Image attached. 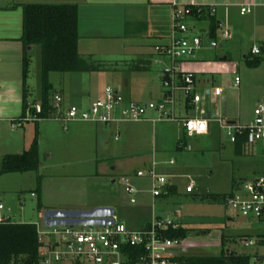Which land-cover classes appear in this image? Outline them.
<instances>
[{"label":"rangeland","instance_id":"rangeland-1","mask_svg":"<svg viewBox=\"0 0 264 264\" xmlns=\"http://www.w3.org/2000/svg\"><path fill=\"white\" fill-rule=\"evenodd\" d=\"M238 11L239 8L233 11L232 20L235 16L238 19ZM230 26L232 27L228 23L227 28L232 30ZM223 29L224 25L216 28L214 38L216 46H210L209 39L203 38L204 46L196 51L195 57L200 56L202 61L206 62L204 72L208 73L198 71L197 76H204L208 86L222 87V96L227 101L230 115L236 114L238 123L248 124L253 117L259 83L256 80L247 79L244 86L241 84L240 87H232L229 82L233 80L236 73L245 74L246 59L242 51H247L250 42L245 33H242L240 39L233 34L229 39H222ZM196 32H199L197 25ZM128 48L126 50H129ZM29 53L31 63L27 83L32 90L30 98H34L41 88L40 46L35 45ZM121 55L119 53L97 55L99 59L93 58L91 64H97L98 70L53 71L48 74V81L52 84L54 91H66L64 86L69 91L78 90L82 93L81 105H89L102 96L97 91L104 90L108 85L113 86L111 70L108 68L115 65L121 68ZM247 58L252 57L248 55ZM158 67L161 69L163 65ZM260 69L264 71V63ZM152 70V73L156 74L154 65ZM153 82L149 80L151 85ZM141 96L147 101L157 100L145 89L142 90ZM177 96L180 98L176 103L178 115V111L184 110L182 100L184 95L179 92ZM72 102L76 104L80 101L72 99ZM218 105L219 103L216 102L215 107ZM192 110L189 109L188 112H193ZM148 114L152 116L154 112L150 111ZM223 118L227 120L225 115ZM168 122L170 123L165 129L160 128L163 123ZM168 122H155L153 128L144 130L140 136L134 134L133 139L136 140L138 136V140L131 139V144L127 141L125 144L123 133L120 140L115 141L116 127L103 125L106 130L105 137L110 145L106 147L102 145L101 148L94 146L92 140L96 124L90 122L65 124L53 119H44L38 123L27 122L17 128H12L9 121L5 125L0 124V166L5 154L19 153L24 150V146L27 149L35 138L39 154L37 170L0 175V200L6 208L11 209L12 218L16 223L42 224L39 213L48 207H58L61 204L90 206L95 203H112L118 220L134 229L140 228L149 221L152 213L170 216L188 229L187 237L181 246L175 249L177 254L181 256L218 255L221 252V235L224 234L227 237L228 249L253 255L251 264L256 261L257 256L263 258L262 264H264V245L255 241L259 235L264 234V221L255 218L248 220L226 205L223 198L212 200L205 197L206 194H228L240 181L250 179L255 174H264V144L256 142L257 144H245L238 148L226 136L225 130L214 121L209 122L206 134L182 136L181 144L184 145V149L176 150L177 140L173 133L177 129L181 130L182 123ZM68 124H79L85 129L66 130L65 126ZM124 125L129 123L118 124V127L121 129ZM24 127L30 129L25 134ZM121 145H126L123 154L135 155L132 158L128 155L121 157ZM153 150L167 158L172 157L174 164L163 169L164 172L157 166V171L166 177L168 174L174 186V192L165 202L152 200L150 193L140 195L137 193V202L130 203L120 179L124 175H134L137 168L146 170L143 163L144 156L150 157ZM116 158H126L122 161L125 165L121 167L120 164L116 170L112 171L111 167L117 163ZM112 179L115 180L114 183L111 182ZM131 181L136 187L147 188L151 185L147 177L135 178ZM188 185H192L191 192L186 191ZM31 192H34L35 196H31ZM202 231L205 233L201 235L189 234V232ZM244 239H252L254 242L246 245Z\"/></svg>","mask_w":264,"mask_h":264},{"label":"built area","instance_id":"built-area-1","mask_svg":"<svg viewBox=\"0 0 264 264\" xmlns=\"http://www.w3.org/2000/svg\"><path fill=\"white\" fill-rule=\"evenodd\" d=\"M192 7L200 12L203 7L209 9L210 15L215 14V6L188 3L173 4L170 16L171 30L167 42L155 46V51L167 59L160 71V81L164 88L163 97L157 101L140 102L126 101L124 96L111 86H106L100 98L89 105L80 106L66 103L59 92L51 95L52 113L42 116V106L39 101H28L22 114L10 120L12 128L23 126L24 123H38L44 119H53L62 123L90 122L106 125H118L150 121H180L185 133L191 135L206 134L209 121H216L226 136L235 143L237 135L245 138V144L264 141V101L259 102L252 112V120L248 124L231 123L222 115H214L211 119L196 115L179 117L176 114L177 93L182 92L184 103L197 106L200 95L193 90L194 74L184 71V60L195 58L196 51L202 47L203 37L199 33H191L195 28L191 18ZM252 5H240L241 15L250 13ZM219 27H222L219 25ZM207 33V32H206ZM207 36V35H206ZM231 36L227 26L221 32L222 39ZM210 46H216L215 39L208 38ZM251 54L260 55L264 45H252ZM240 78L234 76L231 81L237 87ZM208 97H220L223 88L213 86L204 89ZM188 101V102H187ZM154 115L149 116V112ZM119 134L115 135V139ZM173 163V160H170ZM158 164L154 161L146 170H137L135 177H147L151 181L150 193L153 198L163 194L167 186V177L157 171ZM121 182L129 196V202H136L139 189L132 184L131 176L124 175ZM187 192L192 191L188 185ZM35 196L34 192L30 193ZM226 205L237 211L241 216L264 221V174L251 179L242 180L234 190L225 196ZM44 211V210H43ZM43 211L39 213L42 224L32 223L36 227L39 242L38 260L36 264H179L176 260L181 255L175 252L183 240L171 239L165 232L176 224L170 216H160L153 213L151 219L140 228H129L123 221L118 220L115 212L108 224H73L47 225L43 221ZM16 223L11 215V209L5 207L0 200V224ZM246 245L253 244L252 239H245ZM10 264H17L12 261ZM253 264H262L257 260Z\"/></svg>","mask_w":264,"mask_h":264},{"label":"crops","instance_id":"crops-1","mask_svg":"<svg viewBox=\"0 0 264 264\" xmlns=\"http://www.w3.org/2000/svg\"><path fill=\"white\" fill-rule=\"evenodd\" d=\"M23 3H73L77 5V32H78V42L77 50L81 59L89 66V69L83 71H73V72H92L98 70L97 64H91L93 58L99 59V55H107L109 53H119L121 55V68L118 65L108 68L111 70V76L113 79V88L120 92L126 101L135 100L140 102H147L143 96H141L142 90H146L151 97H155L160 100L164 94V88L160 81V71L159 65L167 64L166 57L159 55L155 51V46L167 42L170 35V16L173 4L185 5L188 3H196L199 5L215 6V20L217 22V27L232 25V34L236 37L242 38V33L247 35L249 47L247 51L243 52V57L246 59L245 74H235L240 78V83L244 86L247 79L256 80L259 83L258 92L255 98V106L264 101V71L262 65L264 63V52L256 56L251 54L250 49L252 45H264V0H0V124L5 125L6 122H10L11 119H15L22 114L23 110V90H22V75H21V59L23 52V45L21 42L22 26V10L21 4ZM250 4L252 5V10L246 17V14L241 15L238 11V19L233 17V11H236L240 5ZM195 28L191 33H200L204 36V39H208V21L198 20L194 21ZM196 25L198 26L199 32H196ZM207 32V33H206ZM207 35V36H206ZM204 39L202 42V47L204 46ZM229 39V38H228ZM32 45L27 47L28 54L29 51L34 47ZM129 47V48H128ZM201 47V48H202ZM129 50H126V49ZM107 53V54H106ZM98 55V56H97ZM248 55L252 57L248 59ZM107 57V56H106ZM260 58L261 61L257 66H252L249 64V60H254ZM226 59V58H225ZM104 61V60H103ZM194 61V62H193ZM31 63V58H30ZM206 62L202 61L201 57L190 58L184 60L182 67L184 71L192 72L194 74V86L193 90L196 94L200 95V101L197 106L187 105L184 103V110L182 112L178 111L179 117L185 116H196L200 115L211 119L214 115H222L227 117V121L234 123L237 122V115H230V110L228 109L226 99L224 96L220 97H208L204 95V89L212 88L213 86H208L206 84V78L204 76L198 77V71L204 72ZM156 67V74L152 73V66ZM30 67V65H29ZM152 70V71H151ZM155 70V69H154ZM248 70V71H247ZM262 70V71H260ZM29 75V74H28ZM151 80V83H149ZM231 83V81L229 82ZM231 85V84H230ZM110 86V85H108ZM232 86V85H231ZM233 87V86H232ZM65 90L54 91L59 92L63 95L66 103H73L72 99L79 100L76 103L80 106L82 101V93L77 91H69L65 86ZM244 90L243 88L241 89ZM98 94H103V89L97 91ZM179 93V92H178ZM41 94V88L38 95L34 98L32 97L31 87L27 83V95L26 98L29 101H38ZM178 97V96H177ZM179 98V97H178ZM180 99V98H179ZM156 100V101H157ZM154 101V100H148ZM179 101V100H178ZM218 102V107H215V103ZM75 104V103H74ZM254 106V107H255ZM189 109H193V112H188ZM232 111V110H231ZM183 113V114H182ZM194 113V114H193ZM168 122V121H167ZM173 122V121H171ZM209 122H214L210 120ZM75 123V122H74ZM78 123V122H76ZM83 123V122H79ZM150 123L152 125H150ZM168 123H163L160 128H166ZM96 124L95 134L93 137L94 146L96 148H101L110 145L109 140L105 137L106 132L102 123H91ZM154 123L150 121L133 122L129 125H124L121 129L118 125L115 126V135L119 134V138L114 140L119 141L122 133L125 134V144L126 141L131 144V139L133 135L140 136V133L144 130L153 128ZM34 126L39 127L34 124ZM79 124H68L65 126L66 130H77L78 128L85 129ZM24 129V134L30 129ZM38 129V128H37ZM172 135V134H171ZM186 135L183 127L173 133V136L177 140L176 150L184 149V145L181 144L182 136ZM36 139V138H35ZM138 136H136V140ZM37 141V139H36ZM124 143V142H123ZM263 143L264 141L258 142ZM180 144V145H179ZM257 144V143H256ZM242 145H236V147L241 148ZM253 145V144H252ZM93 146V147H94ZM124 147V148H123ZM186 147V146H185ZM126 145H121V157H126V155L133 157V153L123 154ZM26 149L25 146L23 148ZM101 150V149H100ZM23 151V150H22ZM168 156V155H167ZM143 163L149 168L152 162L158 164L159 170L168 168V166L174 164L170 162L173 160L167 158L162 153L156 150L151 151L150 157L144 156ZM143 158V157H142ZM126 158H116V162L112 167V171L116 170L118 165L121 164L123 167L125 164L122 162ZM142 168H137L141 170ZM129 175V174H128ZM167 175V187H173L171 179ZM261 175L255 174L253 177ZM131 180L140 177H134L130 174ZM252 177V178H253ZM251 179V178H250ZM246 180V179H245ZM112 183L115 182L114 179L111 180ZM134 182V181H133ZM141 185V184H140ZM139 189L138 194H147L149 188H144L142 186H137ZM137 194V195H138ZM151 194V193H150ZM173 194V193H172ZM171 194L168 196H158L152 200L157 199V201H168ZM45 202V201H44ZM43 202V203H44ZM137 202V199H136ZM135 202V203H136ZM47 203V202H45ZM49 204V203H48ZM96 206H111L112 203H95L92 205L85 204H61L58 207H48L46 209H89ZM153 215V213H152ZM152 217V216H151ZM148 222V221H146ZM145 222V223H146ZM144 223V224H145ZM143 224V225H144ZM245 241V239L243 240ZM257 260L262 261L263 258L256 257Z\"/></svg>","mask_w":264,"mask_h":264},{"label":"trees","instance_id":"trees-1","mask_svg":"<svg viewBox=\"0 0 264 264\" xmlns=\"http://www.w3.org/2000/svg\"><path fill=\"white\" fill-rule=\"evenodd\" d=\"M20 6L22 10L23 109L29 101L26 98L30 65L27 47L39 45L41 48V94L38 101L43 109L42 116L46 117L52 113L50 102L53 93L52 84L48 81V74L53 71L73 72L89 69L77 50V5L73 3H23ZM190 15L195 21L207 20L208 36L212 39L215 38L217 22L214 15H210L207 7H203L200 12L192 7ZM260 61V58H256L249 60V64L257 66ZM234 144H245L244 136L237 135ZM38 167V145L34 139L27 149L19 153L5 154L2 157L0 175L9 172L35 171ZM173 192V187H167L165 192L159 196H168ZM228 194H206L205 197L212 200L224 199ZM187 234L188 229L177 222L165 232L167 237L178 240H184ZM255 241L264 245V234L259 235ZM39 245L34 224H0V264H10L12 261L17 264H36ZM220 245L221 252L218 255H183L176 260L179 264H251L253 255L228 249L227 237L224 234L221 235Z\"/></svg>","mask_w":264,"mask_h":264},{"label":"water","instance_id":"water-1","mask_svg":"<svg viewBox=\"0 0 264 264\" xmlns=\"http://www.w3.org/2000/svg\"><path fill=\"white\" fill-rule=\"evenodd\" d=\"M115 210L111 206H96L89 209H45L42 217L45 224L73 225V224H108ZM205 232L189 234L201 235Z\"/></svg>","mask_w":264,"mask_h":264}]
</instances>
